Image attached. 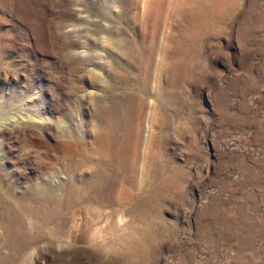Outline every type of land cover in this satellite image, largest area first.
Returning a JSON list of instances; mask_svg holds the SVG:
<instances>
[{
	"label": "rangeland",
	"instance_id": "1",
	"mask_svg": "<svg viewBox=\"0 0 264 264\" xmlns=\"http://www.w3.org/2000/svg\"><path fill=\"white\" fill-rule=\"evenodd\" d=\"M0 264H264V0H0Z\"/></svg>",
	"mask_w": 264,
	"mask_h": 264
}]
</instances>
